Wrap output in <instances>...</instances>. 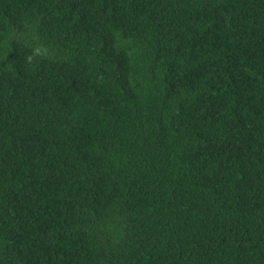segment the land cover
<instances>
[{
  "label": "trees",
  "instance_id": "16d2710c",
  "mask_svg": "<svg viewBox=\"0 0 264 264\" xmlns=\"http://www.w3.org/2000/svg\"><path fill=\"white\" fill-rule=\"evenodd\" d=\"M0 264H264V0H0Z\"/></svg>",
  "mask_w": 264,
  "mask_h": 264
}]
</instances>
